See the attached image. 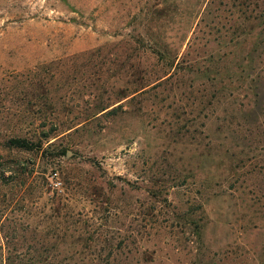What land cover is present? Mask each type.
Segmentation results:
<instances>
[{
  "label": "rangeland",
  "instance_id": "374dc122",
  "mask_svg": "<svg viewBox=\"0 0 264 264\" xmlns=\"http://www.w3.org/2000/svg\"><path fill=\"white\" fill-rule=\"evenodd\" d=\"M0 264H264V0H0Z\"/></svg>",
  "mask_w": 264,
  "mask_h": 264
},
{
  "label": "trees",
  "instance_id": "16d2710c",
  "mask_svg": "<svg viewBox=\"0 0 264 264\" xmlns=\"http://www.w3.org/2000/svg\"><path fill=\"white\" fill-rule=\"evenodd\" d=\"M7 147L20 150H32L34 145L25 139L21 138H11L7 142Z\"/></svg>",
  "mask_w": 264,
  "mask_h": 264
}]
</instances>
